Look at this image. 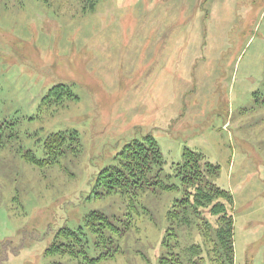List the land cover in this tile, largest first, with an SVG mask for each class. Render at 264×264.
Listing matches in <instances>:
<instances>
[{
    "label": "rangeland",
    "instance_id": "1",
    "mask_svg": "<svg viewBox=\"0 0 264 264\" xmlns=\"http://www.w3.org/2000/svg\"><path fill=\"white\" fill-rule=\"evenodd\" d=\"M59 85L78 99L44 102ZM75 132L78 153L23 158ZM149 136L167 185L185 149L219 167L208 178L234 199L235 264H264V0H0V264H218L198 230L208 213L170 232L180 191L129 200L100 182ZM91 213L119 231L93 233ZM66 229L84 230L88 259L48 254Z\"/></svg>",
    "mask_w": 264,
    "mask_h": 264
},
{
    "label": "trees",
    "instance_id": "2",
    "mask_svg": "<svg viewBox=\"0 0 264 264\" xmlns=\"http://www.w3.org/2000/svg\"><path fill=\"white\" fill-rule=\"evenodd\" d=\"M78 99L64 85L54 87L49 95L44 99L49 105H62L65 100ZM68 138L71 142L67 145ZM80 140L78 134H52L44 141L42 145L43 158L39 159L33 152H27L23 158L32 164L39 167H45L55 164L58 159L64 155L66 149L78 153L80 149ZM116 166L111 167L101 174L100 182L109 188V192H121L129 200L132 196L145 193L152 187L161 188L165 191H180L182 199L174 200L172 208L168 212V217L172 222L171 233L176 237L177 228L186 227L190 231L193 230L195 219H200V215L205 212L208 216L213 217L210 223L203 220V226H199L200 233L210 234L215 238L213 243L214 252H216V261L218 264H235L234 253V215L233 206L234 199L229 191L223 190L220 187L212 184L209 176L217 175L219 167L212 164L207 158L196 151L185 149L183 160L181 163L173 165L174 175L178 184L167 185L160 179V173L164 167V159L160 148L156 141L150 136L145 137L144 141H134L127 145L117 159ZM157 173V176L149 177L151 173ZM151 191H154L153 189ZM208 219V217H207ZM87 223L91 226L93 233H100L104 237V232L108 229L118 232L119 229L112 225L111 221L101 213H91L87 219ZM95 221H101L100 230L96 229ZM204 228V230H202ZM58 235V242L47 250L48 254L62 256H70L75 258L78 253H83L84 250L78 252L76 249L82 248L86 243L83 237H86L83 229L72 231L66 229V233ZM105 238V237H104ZM103 238V239H104ZM206 246L207 241L204 240ZM193 256L202 252L199 244H193L190 248ZM170 257H163L159 264H183V259L174 253H169ZM102 258H107V254H103ZM100 259L91 260L89 262H97ZM189 264H198L195 259L189 261Z\"/></svg>",
    "mask_w": 264,
    "mask_h": 264
}]
</instances>
